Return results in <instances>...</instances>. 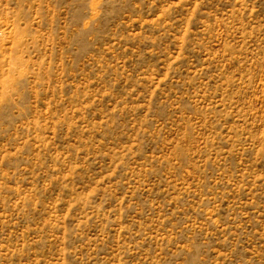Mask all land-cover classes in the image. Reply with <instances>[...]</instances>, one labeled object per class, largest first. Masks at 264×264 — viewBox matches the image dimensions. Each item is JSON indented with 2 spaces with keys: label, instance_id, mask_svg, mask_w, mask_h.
Masks as SVG:
<instances>
[{
  "label": "rangeland",
  "instance_id": "1",
  "mask_svg": "<svg viewBox=\"0 0 264 264\" xmlns=\"http://www.w3.org/2000/svg\"><path fill=\"white\" fill-rule=\"evenodd\" d=\"M0 264H264V0H0Z\"/></svg>",
  "mask_w": 264,
  "mask_h": 264
}]
</instances>
